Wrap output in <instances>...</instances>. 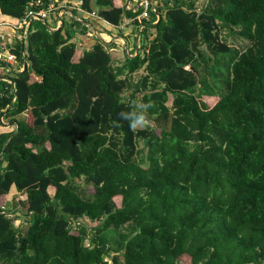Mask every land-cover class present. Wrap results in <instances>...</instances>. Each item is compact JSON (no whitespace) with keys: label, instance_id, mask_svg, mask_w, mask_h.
Instances as JSON below:
<instances>
[{"label":"trees","instance_id":"trees-1","mask_svg":"<svg viewBox=\"0 0 264 264\" xmlns=\"http://www.w3.org/2000/svg\"><path fill=\"white\" fill-rule=\"evenodd\" d=\"M30 1L0 0V21ZM197 2L153 0L138 20L83 0L94 19L31 22L12 48L25 70L0 84V264H264V0ZM124 18L136 56L86 38ZM149 102L151 126L121 119Z\"/></svg>","mask_w":264,"mask_h":264},{"label":"crops","instance_id":"crops-1","mask_svg":"<svg viewBox=\"0 0 264 264\" xmlns=\"http://www.w3.org/2000/svg\"><path fill=\"white\" fill-rule=\"evenodd\" d=\"M137 0H114V4L118 6H126L133 7L136 4ZM154 4V3H153ZM52 10L49 14V20L45 22L50 31H54L60 28L62 21L71 23L70 19L80 20L82 14H86L89 20L94 19L90 13H83L80 9L79 4H77L73 0H51L50 3ZM128 10V9H127ZM92 13V12H91ZM1 33L3 35V44L7 51L12 52V48L19 46L21 48V52H23L25 43L26 34L31 26L29 25L28 29H17L13 27L12 20H1ZM87 35L88 39H98L104 44H113L114 46L108 48V52H111L112 56L115 58H120L123 56L122 51H125L130 58L136 56L139 52V28L133 23L129 18H124L123 21L116 27L105 26L103 25V30H96L95 27L87 26ZM80 38V39H79ZM86 38L78 36L77 37V47L78 50H83L85 48L89 49L94 42L91 41L89 43ZM86 49V50H87ZM131 51L134 53L131 55ZM14 54V53H13ZM25 70V66L19 63L16 59V62L7 67L0 68V84H11L12 77L16 73H20ZM7 125V119L3 118V114L0 116V131L2 130V126ZM4 208H7L5 206ZM19 224L18 221H16Z\"/></svg>","mask_w":264,"mask_h":264},{"label":"built area","instance_id":"built-area-1","mask_svg":"<svg viewBox=\"0 0 264 264\" xmlns=\"http://www.w3.org/2000/svg\"><path fill=\"white\" fill-rule=\"evenodd\" d=\"M43 6L44 4L42 0L30 1L26 6L23 17L17 23H13V27L17 29H28L31 22L34 21L45 22L48 15L51 13L52 7L51 5H48L47 8ZM126 9L132 11L133 13H135L138 10H141V13L136 17V19L144 20L148 18L149 12L154 11L153 0H137L136 4L133 7L126 6ZM90 14L93 18L96 17L95 12H92ZM1 26L2 24L0 23V68L1 67L9 68L16 62V57L13 53L7 51L3 44V35L1 33Z\"/></svg>","mask_w":264,"mask_h":264},{"label":"rangeland","instance_id":"rangeland-1","mask_svg":"<svg viewBox=\"0 0 264 264\" xmlns=\"http://www.w3.org/2000/svg\"><path fill=\"white\" fill-rule=\"evenodd\" d=\"M206 1L207 0H198V2H197L198 8H199V6H202ZM49 19L50 18H49V15H48V17L45 20V22H47ZM236 32L237 31H233L230 36H227L226 44L231 49H234L236 51H242L245 48L247 43H245V41L240 39ZM221 36H223V35H221ZM77 50H78V47H77ZM221 73H222V69H220V72H219V75H218V79L217 80H213L211 82V84L214 86V88L211 86L210 90L213 91V93H215V95H217L216 93H221L223 91L222 87H223L224 75H222ZM215 95L214 96H206L204 98V100L206 101V103L209 106H212L216 102V96ZM25 229H26V226L23 227V229H22L23 232H25ZM131 229H132L131 224H128V225H125L124 227H122V231L124 233H129L131 231ZM113 236H114L113 234H109V236H108V239H110L109 242L111 244H113V242H114V237ZM187 263H188V258H186L185 260H181L179 262V264H187Z\"/></svg>","mask_w":264,"mask_h":264},{"label":"clouds","instance_id":"clouds-1","mask_svg":"<svg viewBox=\"0 0 264 264\" xmlns=\"http://www.w3.org/2000/svg\"><path fill=\"white\" fill-rule=\"evenodd\" d=\"M153 107L152 103H142L137 105V111L128 112V113H120V117L122 120L130 121V128L135 130L137 128L144 129L153 123L151 119L148 117V109Z\"/></svg>","mask_w":264,"mask_h":264},{"label":"water","instance_id":"water-1","mask_svg":"<svg viewBox=\"0 0 264 264\" xmlns=\"http://www.w3.org/2000/svg\"><path fill=\"white\" fill-rule=\"evenodd\" d=\"M73 1H75L79 5L83 2V0H73Z\"/></svg>","mask_w":264,"mask_h":264}]
</instances>
